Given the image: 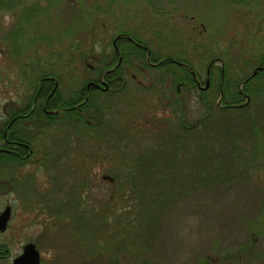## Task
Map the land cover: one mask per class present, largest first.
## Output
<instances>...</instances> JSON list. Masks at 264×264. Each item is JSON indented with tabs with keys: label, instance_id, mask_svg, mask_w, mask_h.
Wrapping results in <instances>:
<instances>
[{
	"label": "rangeland",
	"instance_id": "obj_1",
	"mask_svg": "<svg viewBox=\"0 0 264 264\" xmlns=\"http://www.w3.org/2000/svg\"><path fill=\"white\" fill-rule=\"evenodd\" d=\"M122 33L142 40L155 57L168 54L196 67L203 89L208 65L220 58L225 97L219 61L206 91L189 92L185 78L178 93L182 80L149 65L144 73L138 67L146 60L134 59L122 94L101 92L82 101L103 107L84 113L91 123L98 119L89 115L105 113L106 125L73 124L71 112L55 122L39 109L32 118L46 122L20 123L35 134L33 144L46 150L48 161L67 151L53 166L30 162L20 176L32 173L36 188L46 184L47 190L57 178L85 195L64 200L59 221L51 188L48 213L38 221L52 246L42 253L49 259L59 250L61 260L53 264H264V66L256 64L264 57V0H0V125L15 112L27 113L19 108L44 73L48 81L59 78L64 98L80 93L89 65L104 67ZM248 98L244 110L221 109ZM207 117L211 122L201 123ZM190 124L201 125L183 129ZM88 133L102 137L89 155L76 147L88 145ZM6 189L0 188V211L20 200ZM67 193L62 190L63 197ZM9 238V232L0 235L2 242Z\"/></svg>",
	"mask_w": 264,
	"mask_h": 264
},
{
	"label": "flooded vegetation",
	"instance_id": "obj_2",
	"mask_svg": "<svg viewBox=\"0 0 264 264\" xmlns=\"http://www.w3.org/2000/svg\"><path fill=\"white\" fill-rule=\"evenodd\" d=\"M123 39V40H121ZM121 41H126L125 43H120ZM113 46H114V56L111 58V60L107 59V64L102 67L98 68L95 65H89V71L88 76L86 78L87 83L85 84L86 87L82 90H80V93H77V90L72 91V97L70 98H64L68 94H65L63 90H60V82L58 79H50L49 81H52L54 83V88L51 91H49V95L42 99L41 96L44 94V90L46 91L47 88L49 89V86L47 87V84H51V82H44L43 80L39 83V95L33 101H31V98L29 99V102L26 106L19 108V110H25L27 113L24 114H16V112L11 116V118H8L5 123H1L0 125V139L3 140L0 144V173L1 170L7 173L8 178H0V188L6 187L7 192H16L17 195L20 197L19 202L17 204L15 203V200L12 199V201H9L7 204H5L4 208L0 211V215L9 208V218L7 222V226L4 230L0 228V235L5 233H10V238L6 242L0 241V264L3 262H6L7 264L11 262V264H15V261L22 256L26 254V249H29L30 257L28 259V264H53V261L60 262L61 256L60 251L55 250V257L52 258V252H51V258H47L44 255V252L42 253V247L52 246L51 243L46 245L47 239H52L51 234L48 236L47 227L44 225H41L40 220L43 214H47V201L53 200L52 198L48 197L51 195V188L56 187V209L55 214L53 217L57 218L59 221L61 220V217L63 215V208L62 203L64 200H79L84 197V193L81 192V188L77 189L76 193H72L73 186L72 184H69L66 182L65 184L60 183L59 180L56 178L51 177V181L54 180V183L52 186H49V190L45 189L47 188L45 185L43 187L36 188L37 184L36 181L31 179V175L28 174L25 176V179L20 176V170L25 168L27 164L30 162H34V164L38 163L41 166L46 167L47 165L53 166L55 163L60 162V158L62 154L67 151H59L56 158H53L52 160L48 161L47 152L45 151H39L37 147L33 144V138L35 134H29L27 131L23 130V127L20 128V123H25L27 125L30 124V122H38V123H44L46 122V119L41 120V118H32L35 115V112L37 109L39 111L41 110L42 114L47 116L50 119H53L55 122H64L63 118H61L60 113L66 112L68 115V112H71L70 116L73 118V124L78 122H82L85 120L87 123H90V127L96 126L97 123L99 125H106L105 119L103 117L106 115L105 113L101 112L94 115H89L90 117L94 118L97 117L98 121L97 123H91L90 121L86 120V108L89 107H96L98 110L105 109L102 107H98L96 104H91L90 102L88 104L83 105V100H90V98H94L96 95H100L99 93L104 92L105 94H113L115 96H119L122 94L127 86V75L131 71V64L133 63L134 59H137L140 63L142 60H146L147 66L139 65V69L142 70L144 73L148 72V69L156 68V70H160L163 75L168 74L169 78L172 80L187 78L185 72H182L181 70L174 69V65H177L178 68L183 69L188 74V80L194 81V83L188 84L187 88L189 89V92L194 91L196 88H199L200 90L206 91L210 87V82L213 79V76L219 68L216 66V62H220L222 65L220 66V81H219V88H221L220 94L221 98L225 97V91L224 88V76H225V66L222 63V60L218 57L213 59L210 64L208 65V68L206 69V87L202 88L201 83V75L199 74L196 67L184 62L176 60L173 56L168 55L163 56L161 55L162 59L159 60L161 57H155L153 56L150 49L143 44L142 40L133 38L131 35H128L126 33L119 34L117 38L115 37L113 40ZM136 47L137 50H136ZM135 48V49H134ZM136 50V51H134ZM147 51V56L143 54ZM160 56V55H158ZM145 57V58H144ZM117 58V62H113ZM154 58V59H153ZM153 59V60H152ZM130 65V66H129ZM152 67V68H150ZM173 65V66H171ZM147 68V69H146ZM182 72V73H179ZM133 78H137V73L132 74ZM175 77V78H174ZM222 79V80H221ZM172 80V81H173ZM142 82H140L141 84ZM84 85V86H85ZM186 86V80H182L178 83L177 91L178 93L181 92V86ZM28 86H30V82H28ZM56 90V91H55ZM54 93L56 94V97H53ZM239 94L243 97L245 94L242 90L239 89ZM79 95V96H77ZM112 95V96H113ZM169 100V99H168ZM52 101V102H51ZM91 101V100H90ZM69 104V105H68ZM221 106V104L219 103ZM232 104L228 105L226 104V107H233ZM66 106V107H65ZM224 106V105H223ZM224 106V107H225ZM33 107L35 108L34 110ZM97 110V111H98ZM110 111V110H107ZM9 117V115H8ZM69 117L68 119L70 120ZM118 117H116L117 119ZM114 120L115 123L118 121ZM111 122L110 120H108ZM113 127V125L111 124ZM109 126V127H111ZM40 132V129L39 131ZM25 135V136H24ZM89 142L87 141V146H76L77 148L80 147V151L86 149L85 154L89 155L90 153H93V147L95 138L98 140L100 138L99 135L95 134H89ZM98 136V137H97ZM103 136V133H102ZM26 137V139H25ZM1 140V141H2ZM102 145H104L102 143ZM106 147V146H105ZM67 150V149H64ZM39 151V152H38ZM40 154L38 158H36V154ZM55 159V160H54ZM48 170V169H47ZM45 168V173H46ZM49 172V171H48ZM49 174V173H47ZM6 176V175H5ZM32 180V181H31ZM43 184V183H42ZM41 184V185H42ZM63 186H66V188L63 189ZM22 187L24 189H28L27 191L22 192ZM87 188V186H86ZM62 190H66L67 192H71L67 197H63L65 195H62ZM60 192V193H59ZM8 193V194H9ZM10 195V194H9ZM21 195L23 197H21ZM22 201V202H20ZM74 203V202H73ZM69 205V204H68ZM60 208V209H58ZM33 209V210H32ZM34 212H36L35 215H32ZM31 213V214H30ZM74 215L73 212H71L69 215ZM22 215L21 220H17L16 217ZM75 216V215H74ZM30 217V218H29ZM30 219V220H29ZM32 219V220H31ZM38 226H34L35 222ZM54 223L57 224L56 219ZM53 224V223H52ZM33 226V228L29 227V232H25L26 227ZM58 238L59 236V226H55ZM55 230V229H54ZM52 233V230H51ZM58 241V240H57ZM17 243L15 246H12L13 244ZM36 255V257H35ZM38 255V256H37ZM25 262V261H23ZM57 264V263H54Z\"/></svg>",
	"mask_w": 264,
	"mask_h": 264
},
{
	"label": "trees",
	"instance_id": "obj_3",
	"mask_svg": "<svg viewBox=\"0 0 264 264\" xmlns=\"http://www.w3.org/2000/svg\"><path fill=\"white\" fill-rule=\"evenodd\" d=\"M176 60H179V61H184V62H186L185 60H183L182 58H176V57H174ZM256 64H260V65H263L264 66V57H258V59L256 60ZM185 72V74H186V76H187V80H188V74H187V72L186 71H184ZM46 76H48V74H43L42 76H38L37 77V79L33 82V83H31V86L32 87H34V92H33V94L30 96V98H31V101H33V99H35L36 97H38V96H40L39 95V83H40V81H44V82H49L48 81V78L46 77ZM178 79V78H177ZM185 79V77L184 78H180V79H178V80H186ZM34 80V79H33ZM50 80V79H49ZM188 82H190V84L191 83H193L192 81H190V80H188ZM51 85V84H50ZM50 85H48L47 84V87L49 86V89L47 88V90L45 91L44 90V94H43V96L44 95H46L49 91H50ZM52 90V89H51ZM239 93V92H238ZM226 94V93H225ZM229 95V94H228ZM42 96V97H43ZM47 97V96H46ZM45 97V98H46ZM53 97H56V94L54 93V95H53ZM71 97V96H70ZM232 97V96H231ZM237 97H238V95H235V98L237 99ZM212 103H213V101H212ZM205 105H210V106H214V105H212L211 104V100L209 99V100H207V99H205ZM232 105V104H231ZM225 106V105H224ZM224 106H221V109H224V108H229V107H224ZM217 107H219L218 105H217ZM220 108V107H219ZM231 109H236V110H238V109H240V110H244L245 108H247V107H245V106H240L239 104H237V105H233V107H230ZM225 110V109H224ZM244 112V111H243ZM209 117H210V115H209ZM209 117H207V118H209ZM210 119V120H209ZM209 119H206V118H204V119H202V122L201 123H203V122H206V121H208V122H211V118H209ZM203 120H205V121H203ZM199 125H201V124H190L189 126H187V127H184L183 129H185V130H188V131H193V130H195V128H197V126H199ZM175 136H180L179 134H175ZM160 150H162V151H167V150H165V149H160ZM132 175H134V174H132ZM132 178H134V176L132 177Z\"/></svg>",
	"mask_w": 264,
	"mask_h": 264
},
{
	"label": "water",
	"instance_id": "obj_4",
	"mask_svg": "<svg viewBox=\"0 0 264 264\" xmlns=\"http://www.w3.org/2000/svg\"><path fill=\"white\" fill-rule=\"evenodd\" d=\"M263 68L261 67H258L257 69H255V71L253 72V74L251 75V77L255 76L259 70H262ZM264 70V69H263ZM247 82V80L243 81L241 83V85H244L245 83ZM249 103V98L247 100L246 103H243L241 106H244L246 104ZM8 218H9V208H7L1 215H0V228L2 230H4L7 226V222H8ZM30 249V248H29ZM29 249L27 248L26 249V254L24 256H22L21 258L17 259L15 261V264H28V259L30 257V254H29ZM38 256V255H37ZM36 257V255H35ZM37 258V257H36ZM25 261V262H23Z\"/></svg>",
	"mask_w": 264,
	"mask_h": 264
}]
</instances>
